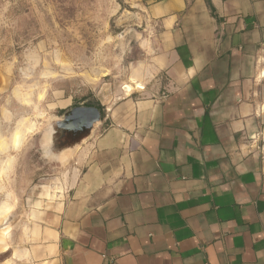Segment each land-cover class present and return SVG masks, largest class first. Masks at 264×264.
Returning <instances> with one entry per match:
<instances>
[{"label": "crops", "instance_id": "obj_1", "mask_svg": "<svg viewBox=\"0 0 264 264\" xmlns=\"http://www.w3.org/2000/svg\"><path fill=\"white\" fill-rule=\"evenodd\" d=\"M128 3L152 30L142 88L99 98L0 264H264V0Z\"/></svg>", "mask_w": 264, "mask_h": 264}, {"label": "rangeland", "instance_id": "obj_2", "mask_svg": "<svg viewBox=\"0 0 264 264\" xmlns=\"http://www.w3.org/2000/svg\"><path fill=\"white\" fill-rule=\"evenodd\" d=\"M151 31L128 0H0V246L63 190L70 157L46 155L49 124L142 84Z\"/></svg>", "mask_w": 264, "mask_h": 264}, {"label": "water", "instance_id": "obj_3", "mask_svg": "<svg viewBox=\"0 0 264 264\" xmlns=\"http://www.w3.org/2000/svg\"><path fill=\"white\" fill-rule=\"evenodd\" d=\"M101 122L102 114L97 107L80 105L67 110L61 117L50 123L44 133L50 136L45 150L46 155L55 159L64 152L70 155L81 140L90 136ZM57 132L63 139H69L70 142L57 147L54 141V135ZM81 136H83L82 139Z\"/></svg>", "mask_w": 264, "mask_h": 264}, {"label": "trees", "instance_id": "obj_4", "mask_svg": "<svg viewBox=\"0 0 264 264\" xmlns=\"http://www.w3.org/2000/svg\"><path fill=\"white\" fill-rule=\"evenodd\" d=\"M84 105L97 107L101 111L102 119L105 117V108L100 103L96 102L95 100H90Z\"/></svg>", "mask_w": 264, "mask_h": 264}, {"label": "flooded vegetation", "instance_id": "obj_5", "mask_svg": "<svg viewBox=\"0 0 264 264\" xmlns=\"http://www.w3.org/2000/svg\"><path fill=\"white\" fill-rule=\"evenodd\" d=\"M54 141L55 144L58 145V147H61V145H66L70 142L69 139H63V137L60 136V133H56L54 135Z\"/></svg>", "mask_w": 264, "mask_h": 264}, {"label": "bare ground", "instance_id": "obj_6", "mask_svg": "<svg viewBox=\"0 0 264 264\" xmlns=\"http://www.w3.org/2000/svg\"><path fill=\"white\" fill-rule=\"evenodd\" d=\"M125 87H126L127 94H129V93H131L132 91H134L137 88H142V85L140 83H137V86H132V85L128 84Z\"/></svg>", "mask_w": 264, "mask_h": 264}]
</instances>
